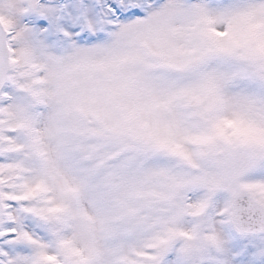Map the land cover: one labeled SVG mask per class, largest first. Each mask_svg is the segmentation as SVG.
Wrapping results in <instances>:
<instances>
[{
  "label": "snow or ice",
  "instance_id": "1",
  "mask_svg": "<svg viewBox=\"0 0 264 264\" xmlns=\"http://www.w3.org/2000/svg\"><path fill=\"white\" fill-rule=\"evenodd\" d=\"M0 264H264V0H0Z\"/></svg>",
  "mask_w": 264,
  "mask_h": 264
}]
</instances>
